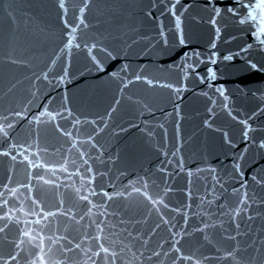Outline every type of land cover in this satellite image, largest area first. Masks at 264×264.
I'll list each match as a JSON object with an SVG mask.
<instances>
[{
  "label": "snow or ice",
  "instance_id": "6c2138e0",
  "mask_svg": "<svg viewBox=\"0 0 264 264\" xmlns=\"http://www.w3.org/2000/svg\"><path fill=\"white\" fill-rule=\"evenodd\" d=\"M52 7L0 43V264H264V84L216 83L264 73V0Z\"/></svg>",
  "mask_w": 264,
  "mask_h": 264
},
{
  "label": "water",
  "instance_id": "95a60500",
  "mask_svg": "<svg viewBox=\"0 0 264 264\" xmlns=\"http://www.w3.org/2000/svg\"><path fill=\"white\" fill-rule=\"evenodd\" d=\"M216 6L221 8L226 7H234L236 4V0H215ZM6 3H11L12 8L9 11L16 17L19 28L12 26L8 17L7 12L5 11L4 5ZM54 0H0V43L3 42L5 38L6 30L9 33L14 34L20 40H26L27 37V29L25 27L26 22L29 17H34L37 20H42L48 24L53 26L57 25L55 10L52 7ZM202 15H206L203 14ZM94 22V21H93ZM29 27L32 29L35 28V25L32 24ZM235 47V45H233ZM176 57H166L161 61L160 67H165L167 65H171L173 60ZM140 63L148 64L149 61L141 60ZM223 67V66H222ZM152 75L160 76V77H169L170 73H162L157 71L156 67H150L149 69ZM217 86H223L229 89H234L236 87H254L260 84H264V73H257L255 75L243 76V77H235L230 74L226 70L222 71V74L218 81L216 82ZM193 84H190V87H193ZM0 87H2V83H0ZM144 89L143 85H136L132 91L136 93H141ZM198 90V89H197ZM111 102V92L104 91L100 93L99 103L101 107L107 105ZM243 103L247 104V101H243ZM190 114H195L197 111L201 110V103L199 101H191L189 106L186 109ZM134 114L130 108L124 106L120 110V119H134ZM198 124V119H192L191 121H186L184 128L186 134H191L196 132V126ZM122 144L127 145L129 152L133 155L138 154L142 151V141L140 140L137 133L134 131L130 132L128 135L123 137L121 142ZM183 180L177 181V186L182 185Z\"/></svg>",
  "mask_w": 264,
  "mask_h": 264
}]
</instances>
